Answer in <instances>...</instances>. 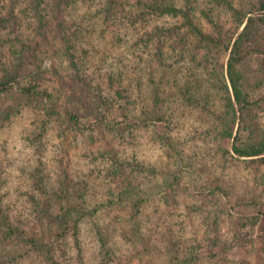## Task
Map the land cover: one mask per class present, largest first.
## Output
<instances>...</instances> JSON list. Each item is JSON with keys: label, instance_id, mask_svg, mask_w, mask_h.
I'll return each mask as SVG.
<instances>
[{"label": "trees", "instance_id": "16d2710c", "mask_svg": "<svg viewBox=\"0 0 264 264\" xmlns=\"http://www.w3.org/2000/svg\"><path fill=\"white\" fill-rule=\"evenodd\" d=\"M101 1L100 11L85 13L77 21L69 11L78 0H0V126L22 112H30L45 124L60 122L57 137L84 133L83 120L91 142L97 144L98 130L101 131V138L108 142L107 154L117 165L113 175L119 177L118 187L110 190L111 203L105 204L116 206L124 222V227L104 225L101 229L105 232H98L99 243L106 248L101 264L112 259L118 264H129L135 259L139 264H206L210 257L209 262L216 264V252L227 248V242L212 233L211 228L203 238L197 235L190 241L172 235V224L161 238L156 237L160 230L154 223L146 234L142 232L143 218L150 221L149 216L141 212V203L129 202L142 190L144 194L153 191L152 182L165 165L146 166L135 154L129 156L126 145L139 144L135 122L138 118L133 101L124 105L120 101L133 95L119 88L105 93L103 84L94 83L89 73V43L83 44L89 30L81 26L100 17V23L111 30L116 28L117 34L121 26L131 33L126 35L129 64L133 67V60L146 62L142 71H147V84H152L149 96L156 100L150 108L140 110V115L144 122L166 127V132L160 134L161 143L174 152L170 159L178 173L169 189L185 187L180 184L182 176L191 174L189 170L197 175V169L203 167L205 177L201 179L204 182L197 202L201 203L199 215L204 213L207 219L208 210L217 209L209 207L218 205L220 197L228 210L247 206L244 194L239 196L229 179H223L221 174L218 178L215 171L207 168L210 154L219 150L222 161L227 156L246 158L243 160L253 166L256 174L264 165V0H238L236 4L225 0L231 11L228 17L212 6V2L223 0ZM116 33L112 31L110 35L121 39L122 35ZM88 36L90 40L92 34ZM71 38L73 42L67 44ZM104 51L96 52L102 56ZM150 52H154L153 60L142 61V56ZM57 54H64L66 60ZM223 54H227L226 61L222 60ZM38 55L42 59L38 60ZM46 58L57 59L49 65ZM169 60L173 62L168 63ZM181 61L194 67V74L183 80L177 77L176 64ZM134 66L133 70L140 68ZM142 80L137 77L139 85ZM177 108L182 110L175 111ZM190 108L201 111L206 121L212 118L217 122L215 130L206 126L202 131L185 128L182 117L186 114L184 109ZM176 130L178 137L174 138ZM47 133L45 137L49 139ZM210 145L215 148L207 147ZM46 171L42 160L33 168L28 203L20 210L24 212L13 211L0 182V264H71V260L79 264L84 260L87 237L83 225L88 222L89 204L68 203L67 194L72 191L69 181L60 177L50 183ZM71 227L73 247L68 244ZM52 229L62 239L58 256L55 247L46 241L45 232ZM115 229L129 239L128 252L118 251L112 241ZM234 238L240 239L241 234ZM203 248L213 252L204 255Z\"/></svg>", "mask_w": 264, "mask_h": 264}, {"label": "rangeland", "instance_id": "374dc122", "mask_svg": "<svg viewBox=\"0 0 264 264\" xmlns=\"http://www.w3.org/2000/svg\"><path fill=\"white\" fill-rule=\"evenodd\" d=\"M98 1L97 3H90L78 0L74 9L69 11L71 18H75L78 21L85 13L89 15V13L93 14L96 11H100L99 6L101 7L102 1ZM203 1L205 3L208 0H199L200 3ZM210 1L212 2V0ZM237 1L233 0L234 4ZM212 6L222 15H226L227 17L231 15L229 7L225 5V0L223 2L214 1L212 2ZM119 16H122L121 12ZM100 19V17L94 18L92 22L81 26V29L85 30L87 28L89 30V33L85 37L80 34L81 37L87 40L83 44L89 43L87 48L90 53L88 58L90 65L89 73H91L94 83L100 82L101 85L103 84L105 93H110V90H112V93L119 88V90H125L127 93L129 92L133 95L128 100L120 101V105L129 104L133 101L135 103L134 111L138 118L135 122H137L136 141H139V144L137 146L135 144L126 145L129 156L135 154L138 157L137 159L145 163L146 166L156 165L157 163V165L159 163L165 165V168L160 170L154 178L155 182H152L155 186L153 191L150 190L148 194H144L142 190L139 194L137 193L133 196V199L129 202L141 203V212L149 216L150 221L143 218L145 223L142 225V232L146 234L150 224L154 223L157 225V229L160 230V235L156 237L161 238L166 227L172 224L174 229L172 235L177 234L190 241L197 235L203 238L209 228H211L212 233H217L227 242V248H222L216 252V259L218 260L216 264H264V165L259 168L260 173L256 174L253 171V166L247 160H243L246 158L239 159L227 156L228 159L222 161V152H219V150L216 153L210 154L206 161L207 168L212 172L215 171L217 173L216 177L220 178L221 174L223 179H229L230 184L234 185L233 189L237 194L239 196L244 194L247 206L234 207L232 210H228L226 203H224L225 200L220 197V200L217 201L218 205H214V203L209 207L215 206L217 209H209L206 214L208 216L207 219H204V213L201 214L202 216L199 215L198 206H201V203L197 202L198 194L201 193L200 191L204 182L201 179L205 177L203 167L201 170L197 169V175L192 170H189L191 174L182 176L180 184L186 188L169 189L178 171L173 166V160L170 159V154L174 152L168 149L169 146H163L161 143L160 134L166 132V127L162 124L155 126L153 123L144 122V116L140 115V110H146L150 108L149 105L156 103L154 96H149L152 84H147V71H142V68H146L144 65L146 62L141 64L131 59L134 65L140 66L137 71L133 70L136 66L133 65L132 67L129 64V59L127 58V56H130L127 49L129 45L126 44L128 43L126 35L129 34L131 36V33L125 31L124 26H121L119 28L121 34H117L114 31L116 28H112L113 30L109 29L100 23ZM165 21L171 24L173 20L171 21V19L166 18ZM203 22L209 26L205 20ZM112 31L118 36L122 35L124 39H122V36L121 39H118L117 36V38H112V34L110 35ZM90 34H92V38L89 40L88 35ZM73 40L71 38V42L68 40L67 44L72 43ZM99 50L106 51L100 56L96 52ZM152 50L155 52V48H152ZM49 52L50 50H48ZM154 52L143 55L142 61L152 59L153 57L151 56H153ZM56 56H63L66 60L64 54H60L59 56L57 54ZM37 59L40 60L42 58L38 55ZM56 59L48 60L46 58L45 63L49 65L53 64ZM222 60H227V54L222 55ZM171 62L173 61H168V63ZM176 66L178 67L177 77L179 79L183 80L194 74V67L189 64L181 61ZM138 76L143 79L142 85H139L137 82ZM124 77H127V79H124ZM120 80L122 81L121 84L119 83ZM68 93L67 96L70 98L71 92ZM117 105L118 103H116ZM180 110L182 109H175V111ZM184 110L186 114L182 119L185 123V128L196 127L202 131L206 126L210 130H215L217 122L212 118L206 121L205 118H202L204 114L201 111L192 108ZM40 120V117L38 118L30 112H22V114L0 126L1 191L6 193L5 200L9 205L13 206L12 209L15 213L17 210H19L17 213L24 212L20 210L24 207V203H28L27 193L31 190L33 183V168L42 160L47 170L46 172L50 176V183H55L60 177L66 178L65 180L69 181L71 185L70 190L72 191H70V194H67L68 203L89 204L87 207L89 210L87 214L88 222L83 225L84 234L87 237L84 247V260L80 262L78 256H76V259L80 262L79 264H101L106 248L99 243L100 234L98 232H105L101 229L104 225H111V227L117 229L124 227V225H121L124 222L122 216L117 211V207L105 204L111 203L108 199L110 197V190L118 187L117 181L119 180V177L115 174L113 175V171H115L117 165L112 162L109 154H107L108 142L101 138V131L98 129L97 136L99 137L96 139L97 144L91 142L88 136L89 128L84 120L82 123L86 129L84 133L68 136V138L56 136L61 127L60 122L45 124ZM63 127H66V125L63 124ZM176 132L178 133V130L173 132L174 138L178 137L175 136ZM46 133L50 135L49 139L45 137ZM202 139L204 141V138ZM202 143V146H199L201 149L204 145V142ZM207 147L215 148L211 145ZM223 163H225L224 168H222ZM180 175L182 174L180 173ZM82 183L83 186L81 187ZM170 194L172 196L169 197ZM164 203L170 204L165 207ZM93 222H96L98 226L95 227ZM163 222L166 223V226L162 224ZM119 232L115 229L112 232L111 239L115 241L114 243L117 249H119L118 251L128 252L131 245L130 241L127 237H121ZM73 233L74 231L71 227L68 233V244L72 247ZM45 234L46 241L55 247L56 255H60L57 249L62 246V239L59 237L57 231L53 229L46 230ZM127 234L129 235L130 233ZM236 234H241V238L235 239L234 235ZM211 252L213 251L209 248L201 250V253L204 255ZM210 259L212 258L206 259V264H214L209 262ZM112 261L104 264H118L115 262V259H112ZM63 263L67 264L66 262ZM70 263L78 264L76 260H71ZM129 264H139V262L135 259Z\"/></svg>", "mask_w": 264, "mask_h": 264}]
</instances>
